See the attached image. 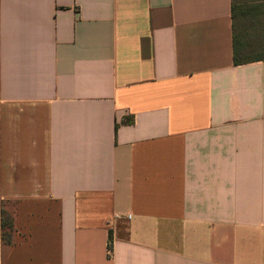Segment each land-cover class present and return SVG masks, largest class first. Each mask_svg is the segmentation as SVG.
<instances>
[{"label":"crops","instance_id":"obj_1","mask_svg":"<svg viewBox=\"0 0 264 264\" xmlns=\"http://www.w3.org/2000/svg\"><path fill=\"white\" fill-rule=\"evenodd\" d=\"M247 1L0 0V264H264Z\"/></svg>","mask_w":264,"mask_h":264},{"label":"trees","instance_id":"obj_2","mask_svg":"<svg viewBox=\"0 0 264 264\" xmlns=\"http://www.w3.org/2000/svg\"><path fill=\"white\" fill-rule=\"evenodd\" d=\"M248 6H245L243 10V18H246L247 16H251V19L254 18V14L257 13L258 15L262 14V7L260 1L257 0H248ZM240 8V7H239ZM255 23V20L252 21ZM256 47L264 48V41L257 43ZM255 45L252 44V42L247 38L244 34H240L237 36V39L235 41V54H234V60L236 64H243L250 61L260 60L263 59L264 56L262 55H255L252 57L247 56V50H253V47ZM4 228H10L11 224L4 221L3 223Z\"/></svg>","mask_w":264,"mask_h":264},{"label":"rangeland","instance_id":"obj_3","mask_svg":"<svg viewBox=\"0 0 264 264\" xmlns=\"http://www.w3.org/2000/svg\"><path fill=\"white\" fill-rule=\"evenodd\" d=\"M260 1V5L263 9L262 14L258 15L257 13L254 14L255 23L251 21V16H247L246 18L241 17L242 21L245 24V34H247V38L254 44L253 50H247V56L252 57L255 55H262L264 56V48L256 47L257 43L264 41V0H257ZM254 27V28H253Z\"/></svg>","mask_w":264,"mask_h":264}]
</instances>
